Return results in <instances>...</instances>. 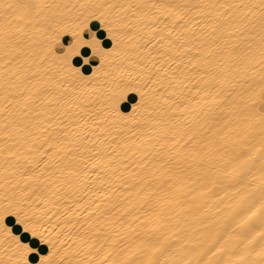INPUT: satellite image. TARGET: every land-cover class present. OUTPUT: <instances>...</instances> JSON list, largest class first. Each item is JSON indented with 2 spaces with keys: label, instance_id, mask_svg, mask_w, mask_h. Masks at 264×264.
<instances>
[{
  "label": "snow or ice",
  "instance_id": "snow-or-ice-1",
  "mask_svg": "<svg viewBox=\"0 0 264 264\" xmlns=\"http://www.w3.org/2000/svg\"><path fill=\"white\" fill-rule=\"evenodd\" d=\"M77 7L96 11L61 27ZM91 18L111 48L79 35ZM81 44L90 75L71 64ZM125 44L131 114L93 95ZM257 90L264 0H0V264L34 251L9 213L47 241L40 264H264V112L239 106Z\"/></svg>",
  "mask_w": 264,
  "mask_h": 264
},
{
  "label": "bare ground",
  "instance_id": "bare-ground-1",
  "mask_svg": "<svg viewBox=\"0 0 264 264\" xmlns=\"http://www.w3.org/2000/svg\"><path fill=\"white\" fill-rule=\"evenodd\" d=\"M61 3H67L69 5H94L97 3H102L103 0H59ZM94 8H79L72 9L68 13V19L65 20L63 26H68L73 29L77 25L83 23L84 17L89 12H95ZM79 16V20L76 17ZM95 32L96 38L101 41V47L108 49L112 47L113 41L111 37L108 36L107 29L103 27L102 21L99 18H91L88 22V27L83 30L81 33L84 39H90L91 33ZM36 39L40 41V51L42 52L48 44L51 43L44 35H37ZM73 36L70 33H63L60 35V41L56 43L53 47V51L57 55H63L66 51V48L72 43ZM124 47L130 48L127 52H122L121 56L116 57V62L111 63L112 58H109L110 66L106 69L111 72V75L107 77L108 83H105V77L101 73L99 79L95 82L96 87L98 88L97 93H93L94 96L98 95L101 99L105 101L106 104H119L121 100V94L125 92L126 89H131L137 86V73L132 70V65L136 59V52L138 50L131 48L130 45L125 44ZM84 57L88 58V62H84ZM121 60L123 61L121 63ZM71 64L73 67H78L81 70L83 75H90L96 67L100 65V58L98 55L92 52V49L89 45H83L80 48V52L77 55L71 57ZM127 97L124 101L121 102L119 108L122 113L131 114L132 105L137 103L139 100V95L135 91H127ZM85 95H88L86 92ZM147 102L149 104L154 103L151 98H148ZM162 103V101H161ZM240 108L247 109L249 113L253 109L264 112V93H261V96L258 95L257 91H249L244 93L242 96V103L239 105ZM137 119H147L144 109H140L137 113ZM2 195V193H0ZM5 225L8 227L14 235H17L22 243H27L30 248L34 251L28 254L29 264H38L39 259L42 255H47L50 251L49 245L47 242H42L38 236L31 235L30 232L23 229L22 224L17 222L16 216L13 213H9L5 217ZM44 227H50L45 225ZM43 231V228H41ZM47 235V234H46ZM53 239L55 234H51ZM0 238H2V233H0ZM0 255H2V245H0Z\"/></svg>",
  "mask_w": 264,
  "mask_h": 264
},
{
  "label": "clouds",
  "instance_id": "clouds-1",
  "mask_svg": "<svg viewBox=\"0 0 264 264\" xmlns=\"http://www.w3.org/2000/svg\"><path fill=\"white\" fill-rule=\"evenodd\" d=\"M88 22H89V21H87V25H86V27H84V28H82V29L80 30V32H79V35H80V36H82L81 33L83 32V30L86 29V28L88 27ZM64 33H70V34L73 36V34H72L71 32H64ZM62 34H63V33H62ZM92 37H95V38H96V34H95V32H92V33H91V38H92ZM91 38H90V39H91ZM96 39H97V38H96ZM75 40H76V37L73 36L72 43L75 42ZM59 41H60V36H59L58 39L54 42L53 47H54V45H55L56 43H58ZM81 46H83V44H81V45L79 46V52H80V48H81ZM66 51H67V48H66ZM79 52H78V54H79ZM73 56H74V55H73ZM84 62H85V63L88 62V58H87V57H84ZM80 71H81V70H80ZM128 93H129V92H126L125 95H124V98L121 99V100L119 101L118 108H119L121 102L124 101V100L126 99ZM119 110H120V108H119ZM38 237H39V236H38ZM42 242H47V241L45 240V241H42ZM29 248H30V247H29ZM30 252H31V251H28V252L25 253V256H24L25 259H27L28 254H29ZM42 256H43V255H42ZM28 264H29V261H28ZM38 264H40V259H39ZM45 264H49V262L46 261Z\"/></svg>",
  "mask_w": 264,
  "mask_h": 264
}]
</instances>
